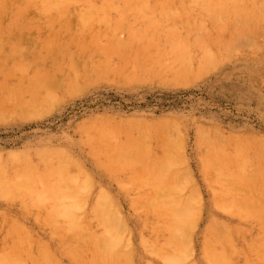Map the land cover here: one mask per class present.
<instances>
[{"label": "bare ground", "instance_id": "6f19581e", "mask_svg": "<svg viewBox=\"0 0 264 264\" xmlns=\"http://www.w3.org/2000/svg\"><path fill=\"white\" fill-rule=\"evenodd\" d=\"M128 2L0 0V9H6L8 30L19 21L25 27L33 24L43 28L40 32L43 35L46 26L55 24L66 36L88 32L91 43L87 46L94 48L102 35V26L112 30L109 37L113 42L119 41L117 33L123 28L130 38H154L161 29L160 20L130 22ZM209 2L212 0L196 4L206 9ZM213 2L221 10L233 12L230 18L237 21L234 26L239 30L241 10L251 3L248 0ZM142 5L141 9H147L145 3ZM245 14L253 16V28L258 31V25L264 23V6ZM8 30L4 33L7 37ZM160 43L162 49H153L146 63L149 66L161 58L170 60L171 64L164 68L170 80L183 83L181 73L196 78L215 67L217 57L210 53L211 49L204 50L205 55L203 52L199 59L191 53L177 58L186 48L183 42ZM114 46L104 49L120 57L127 53L126 44ZM185 60L193 64L197 60L193 71L191 68L180 71L182 65L178 62ZM68 74L67 92L72 94L80 87L76 86V75ZM38 75L41 74L34 72L31 77L38 79ZM140 77L143 74L136 77L132 72L125 76L126 79ZM42 83L35 84L39 88L29 92V97L21 98L19 107L16 105L20 110L17 115L14 113L16 116L29 118L44 114L56 101L51 86L45 88ZM104 124L93 127L90 134L79 136L93 165L91 171L96 174L88 172L84 161L64 146L32 148L21 155L0 159V264H264V145L234 134H219L211 142L206 140L207 132L199 129L197 147L203 156L199 171L206 190L203 197L183 158L182 127L177 121L172 118L145 124L127 121L118 124L123 127L120 134L108 123ZM133 129L137 131L135 136L129 134ZM152 141L155 151L151 148ZM202 143L209 147L203 148ZM153 157L155 166L147 169L146 164ZM139 166L143 167L142 179L134 182L129 172ZM122 172L127 174L119 182L124 188L118 192L106 188L99 180L117 179ZM120 197L127 199L132 212L122 210ZM138 207L141 209L136 210ZM201 218L205 224L196 229Z\"/></svg>", "mask_w": 264, "mask_h": 264}, {"label": "rangeland", "instance_id": "374dc122", "mask_svg": "<svg viewBox=\"0 0 264 264\" xmlns=\"http://www.w3.org/2000/svg\"><path fill=\"white\" fill-rule=\"evenodd\" d=\"M85 1L87 0H80ZM128 1L130 15L127 18L131 17L130 22L160 20L161 29L154 38H130L126 36L127 29L123 28L117 33L119 41L113 42L109 37L112 30L102 26V35L94 48L87 46L91 43L88 42V32L80 35L72 32L66 36L55 24L46 26L43 35L40 34L43 28L33 24L25 27L18 24L19 21L8 30L6 9H0V159L21 155L32 148L64 146L84 161L83 165L88 168V172L96 174V171H91L93 165L89 162L86 146L79 140L82 133L90 134L93 127L108 123V126L118 130L117 133L120 134L123 127L118 124L127 121L137 120L145 124L152 120L172 118L182 127V155L186 165L197 181L203 197H206L199 171L203 161L197 147L199 129L207 132L206 140L211 142L219 134H234L243 136V140H253L264 145V23L258 25L257 31L253 28V16L245 14L253 8L264 6V0H248L251 4L241 10L242 26L239 30L234 26L237 21L230 18L233 12L221 10L220 5L214 4L213 0L207 4L209 8L206 9L196 4L202 0H169L171 3L168 0ZM142 3L146 4L147 9H141L144 8ZM157 15L159 17H154ZM99 19L100 17L94 22ZM67 23L72 26V21ZM6 30L10 34L8 37L4 34ZM123 40L127 53L123 52L121 57L117 54L110 55L104 49L115 47V43L121 46L120 42ZM161 41H180L186 45L184 52L177 54V58L191 53L198 55L199 59L204 50L210 51L217 57L215 67L208 68L202 76L196 78L180 72L183 83L170 80L164 70L166 65L171 64L170 60L161 58L151 62L149 66L146 63L153 49H162ZM205 53L206 51L204 55ZM197 60L194 61L196 64ZM179 62L182 72L189 68L193 71V66L196 65L189 60ZM34 72L36 75L41 74L38 79L31 77ZM131 72L136 77L141 74L144 77L126 79L125 76ZM67 73L71 77L76 75L74 77L77 80L76 86L80 87H77L79 92H67L70 84ZM41 83L45 88L51 86V90L54 88L57 91L48 88L54 93L56 101L44 114L29 118L16 116L20 111L18 107L21 98L29 97V92L39 88L36 85ZM11 105L13 108H8ZM6 109L9 111L6 112ZM129 134L135 136L137 131L133 129ZM151 143V148L155 151V142ZM202 147L209 146L202 143ZM205 154L206 152L203 153L204 160L207 159ZM155 160L153 157L146 164L147 169L155 166ZM142 172L143 167L139 166L129 174H133L134 182H137L142 179ZM126 174L127 172H122L113 180L100 177L99 180L106 188L118 192L124 188L119 182ZM118 202L124 212L133 211L127 199L120 197ZM140 209L138 207L136 210ZM204 224V219H199L196 229H201Z\"/></svg>", "mask_w": 264, "mask_h": 264}]
</instances>
